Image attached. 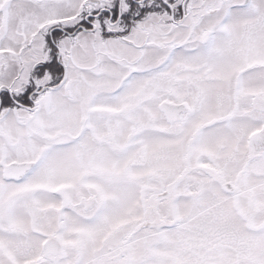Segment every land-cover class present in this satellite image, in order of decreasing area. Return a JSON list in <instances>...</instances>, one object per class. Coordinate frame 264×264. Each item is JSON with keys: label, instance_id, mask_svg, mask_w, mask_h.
<instances>
[{"label": "snow or ice", "instance_id": "obj_1", "mask_svg": "<svg viewBox=\"0 0 264 264\" xmlns=\"http://www.w3.org/2000/svg\"><path fill=\"white\" fill-rule=\"evenodd\" d=\"M0 264H264V0H0Z\"/></svg>", "mask_w": 264, "mask_h": 264}]
</instances>
